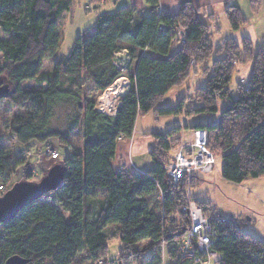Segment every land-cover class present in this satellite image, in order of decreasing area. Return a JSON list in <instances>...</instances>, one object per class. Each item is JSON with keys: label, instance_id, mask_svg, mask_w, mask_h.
<instances>
[{"label": "trees", "instance_id": "1", "mask_svg": "<svg viewBox=\"0 0 264 264\" xmlns=\"http://www.w3.org/2000/svg\"><path fill=\"white\" fill-rule=\"evenodd\" d=\"M88 1L97 6L108 0ZM73 2L0 0V81L10 87L5 98L8 105L26 107L24 114L11 119V135L26 149L34 143L54 147L52 139L70 149V136L78 127L84 135L80 152L68 153L62 160L58 154L39 176H35L33 160L18 156L19 150L0 147V195L16 182L38 181L53 164L62 166V181L56 189L0 223V264L11 255L27 259V264H73L83 252L94 262L114 264L107 260L109 225L117 227L118 264H162L165 249L173 264H190L180 257L190 225L181 208L187 205V194L193 199L187 187H196L203 179L195 172L189 180L184 176L173 183L164 166L172 161L182 133L185 139L186 128L190 137L193 130L203 129L208 150L222 160L220 173L225 180L241 183L264 176V44L255 50L246 37L240 43L227 38L217 44L192 2H183L170 14L157 12L158 0H146L149 14L122 6L98 15L93 30L78 36L69 54L42 71L44 58L55 53L61 42L59 16ZM250 2L258 8V0ZM225 16L233 30L247 22L234 5L227 7ZM178 30L185 32L182 43L175 36ZM174 40L180 47L170 52ZM121 42L130 46L136 66L128 76L130 87L121 96L119 109L109 116L97 112L95 103L84 98L83 79L88 75L100 92L109 87L121 74L114 64ZM137 50L142 52L134 57ZM213 55L212 73L204 86L192 89L175 106L159 105L191 74L208 73L205 64ZM250 60L247 82L231 89L236 66ZM23 81L31 84L22 86ZM189 101L194 105L188 107ZM149 113L157 122L167 116L179 118L163 132L147 133L153 140L151 169L115 171L111 161L117 142L132 138L138 118ZM216 117V123L206 120ZM190 118H195L191 125ZM181 119L183 127L178 123ZM18 170L19 178L11 182ZM156 193L161 197L159 214L148 202ZM193 200L216 233L212 250L220 255L217 264H264V242L241 231L238 217L231 216L237 224L222 221L210 202ZM142 242L149 243L140 247Z\"/></svg>", "mask_w": 264, "mask_h": 264}, {"label": "rangeland", "instance_id": "2", "mask_svg": "<svg viewBox=\"0 0 264 264\" xmlns=\"http://www.w3.org/2000/svg\"><path fill=\"white\" fill-rule=\"evenodd\" d=\"M114 0H109L106 3L94 6L90 5L88 0H74L69 11L63 12L59 16V25L62 33V38L60 45L55 53L51 56H46L44 58V64L42 71H48L51 69V64L54 60H57L61 56H65L70 53L74 43L78 36L92 31L98 15L113 11L115 8L112 6ZM258 0V4H260ZM264 5V4H263ZM89 8V9H88ZM264 8V6H263ZM148 11V10H146ZM145 14H147L145 12ZM264 16V10L263 14ZM264 20V17L258 18ZM258 20L257 23L262 24ZM230 28V26L223 27ZM223 30L222 35L225 34ZM120 44V43H119ZM173 45H179L177 40H174L171 45V52L173 50ZM130 47H123L118 51L123 56L122 63L123 71H121L123 76H129L134 73L136 60L131 59L129 53ZM257 48V47H256ZM255 48V50H256ZM117 51V52H118ZM150 53V52H149ZM138 53L134 52V57ZM216 55H213L205 64L209 66L208 73H203L201 70L196 74H191L190 79L187 80L184 84L171 89L160 101V106H175L178 101L188 95V92H192V89L199 88L205 85L208 77L212 73L211 65L212 61ZM128 57L129 60H128ZM2 62L0 54V63ZM252 68V61H248L245 64L237 65L235 71L233 72L230 80L229 87L235 89L237 84L246 83L248 76ZM129 78V77H128ZM84 86V98L95 103L97 97L100 95V91L92 84L88 75H84L83 79ZM30 81H23L22 86L30 85ZM192 90V91H191ZM121 97L118 98V101ZM8 99L1 100L0 102V147L6 150H13L15 153L19 150H28L26 155H24L28 160H33L35 164L34 173L35 176L41 175V170H45L47 165L52 163L48 156H46V145L36 144V146H30L29 149L23 144L15 141L13 136L9 131V123L12 118L19 114H24L26 112V107H11L7 104ZM116 107L117 102H112V106ZM121 104V102H120ZM194 105L193 101H189L188 107ZM120 106L117 107V110ZM116 110V112H117ZM101 113V112H100ZM142 118V117H141ZM145 118L152 119V114L146 115ZM165 119L177 118L174 116L164 117ZM179 118V117H178ZM61 119V118H60ZM59 119V122H60ZM195 121V118H190L188 120L191 125ZM152 122V121H151ZM185 141L191 140V133L189 128H186ZM84 140V135L81 127H78L70 136L71 146L70 149L65 144L59 142L57 139H52L51 143L58 150L59 159L62 160L64 157L70 154L71 152H80L82 149V143ZM151 143L152 146V137L147 133H141L137 135L134 140V145L131 149V156L133 163L137 166L143 168V171H147L152 167V160L149 155L150 148H148V143ZM146 144V146H144ZM41 146V150H39ZM25 148V149H24ZM20 152L17 154L19 155ZM30 154H32V159H30ZM29 157V158H28ZM222 160L217 158L215 160V165L213 170L207 173L196 171V175L203 179V182L190 189V194L193 199L200 202H210L211 207L214 209L215 214L221 215L223 217L229 218L231 216H236L239 218V229L241 231L248 232L249 234L254 235L258 239L264 242V176L258 178H248L241 183H231L225 180L220 173ZM20 171L18 170L13 176L12 181L17 180L20 176ZM2 184V182H0ZM10 185V182L8 183ZM148 202L151 209L157 214L161 210V197L159 193H156L148 197ZM65 215V212H62ZM247 218H251V221H248ZM109 252L107 254V260L110 262L114 261V264L117 263L119 243L117 240V231L116 228L112 225H109ZM149 242H142L140 247H144ZM150 252H146L145 256H148ZM73 264H103V262H94L90 255L83 252L77 256ZM162 264H173L172 259L168 256L167 249L162 253Z\"/></svg>", "mask_w": 264, "mask_h": 264}, {"label": "built area", "instance_id": "3", "mask_svg": "<svg viewBox=\"0 0 264 264\" xmlns=\"http://www.w3.org/2000/svg\"><path fill=\"white\" fill-rule=\"evenodd\" d=\"M159 31H163L165 27L160 25ZM176 38L179 42L185 40V32L178 30L176 32ZM123 56L118 51L115 53L114 64L123 71L122 61ZM129 60V57H128ZM130 87V81L127 76H123L122 73L118 76L114 82L100 92V95L95 101V110L114 116L116 114L117 107L120 106V100L118 98L124 95ZM112 102H117L116 107L112 106ZM207 122H218L219 118H207ZM184 120L181 119L178 123L183 127ZM41 150V148H39ZM28 150L19 151L18 156L26 155ZM46 156L52 161L58 157V151L52 146H47L45 151ZM31 155V154H30ZM216 156L212 154L207 148V133L203 129H195L192 132L190 141H185L182 138L174 150L172 161L164 166V170L173 183H176L184 176L189 180L196 171L207 173L213 170L215 165ZM189 186V185H188ZM3 189L0 186V191ZM187 190H190L187 187ZM187 205L181 208L182 211L187 212L190 225L182 241L181 259L190 261V264H217L220 260V255L212 250V246L217 240L215 231L210 227L209 218L204 215L203 209L197 205V203L188 198ZM220 220H230L233 224H237L233 217H221Z\"/></svg>", "mask_w": 264, "mask_h": 264}, {"label": "crops", "instance_id": "4", "mask_svg": "<svg viewBox=\"0 0 264 264\" xmlns=\"http://www.w3.org/2000/svg\"><path fill=\"white\" fill-rule=\"evenodd\" d=\"M185 1H190L195 7L199 8L198 17L204 24H206L209 37L213 40V42L220 44L225 39L232 38L237 43H240L241 40L246 37L252 41L254 49L264 44V20L258 19L259 17H264L262 16L264 10V0H260L261 3L257 9L252 7L250 2L251 0H158L156 10L157 12L160 11L174 14L178 11L180 5ZM230 5L237 6L247 19L246 24L237 30H233L231 27L226 28L225 30L223 29V27L230 26L225 16V10ZM112 6L115 9L122 6L135 7L138 13H151V7L146 3V0H114ZM258 20H262V24L257 23ZM223 30L225 31V34L222 35ZM122 46L130 47L128 44L121 42L120 47L122 48ZM179 47L180 44L173 45L172 52L179 49ZM135 52L140 54L142 51L137 50ZM145 117L146 115L142 118H138L135 125L134 136L132 138H124L117 142L115 157L111 161V166L115 171L127 169L136 173L143 172V168L133 163L131 156V149L134 145L135 138L137 135H141V133L144 132H163L166 128L175 124L178 119L173 118L169 120L162 117L157 122L154 121V118L150 120ZM36 144L38 143L31 145L36 146ZM150 145L151 143L149 142L148 148H150ZM144 146H146V144H144ZM247 220L251 221V218H247Z\"/></svg>", "mask_w": 264, "mask_h": 264}, {"label": "water", "instance_id": "5", "mask_svg": "<svg viewBox=\"0 0 264 264\" xmlns=\"http://www.w3.org/2000/svg\"><path fill=\"white\" fill-rule=\"evenodd\" d=\"M10 87L0 81V101L8 97ZM119 109V108H118ZM62 181L61 164H53L38 181H19L0 195V223L14 217L24 206L56 189ZM28 260L11 255L3 264H27Z\"/></svg>", "mask_w": 264, "mask_h": 264}]
</instances>
